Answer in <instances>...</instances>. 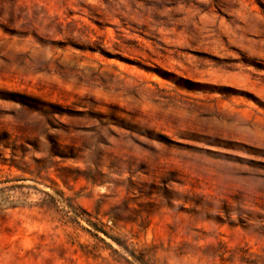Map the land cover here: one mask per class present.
I'll use <instances>...</instances> for the list:
<instances>
[{
  "label": "rangeland",
  "instance_id": "rangeland-1",
  "mask_svg": "<svg viewBox=\"0 0 264 264\" xmlns=\"http://www.w3.org/2000/svg\"><path fill=\"white\" fill-rule=\"evenodd\" d=\"M235 248L264 264V0H0V264Z\"/></svg>",
  "mask_w": 264,
  "mask_h": 264
},
{
  "label": "trees",
  "instance_id": "trees-1",
  "mask_svg": "<svg viewBox=\"0 0 264 264\" xmlns=\"http://www.w3.org/2000/svg\"><path fill=\"white\" fill-rule=\"evenodd\" d=\"M63 158H65V157L63 156ZM19 180L20 181H24V180H27V179H19ZM25 187L31 188L33 186H25ZM10 188H20V186H14V187L11 186ZM39 192L44 196V198H43V200L41 202V205H45L46 207H55L56 206V199L51 197L47 192L40 191V190H39ZM20 195H22V194H20ZM88 223L92 227H94L95 229H98V228H96L97 227L96 224L92 223L91 221H88ZM98 231L101 232L104 235H107L106 232H104L103 230H98ZM95 237L97 238L96 235H95ZM110 239H112L117 244H120L119 240H116L115 238H112V237H110ZM120 245H122V244H120ZM207 248L211 249V250H214L216 252V248L213 247L212 245L207 246ZM226 252L228 254L227 259L231 263L237 262L239 264H257V259L252 260L254 255H252L247 250H244L242 248H235L233 250H227ZM130 253H131V255L133 257H135L133 252H130ZM140 263L145 264V262H140Z\"/></svg>",
  "mask_w": 264,
  "mask_h": 264
}]
</instances>
